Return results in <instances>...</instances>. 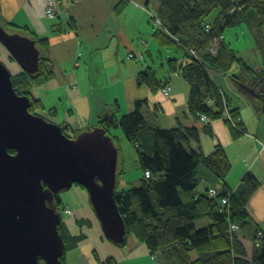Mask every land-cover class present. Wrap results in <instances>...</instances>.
Here are the masks:
<instances>
[{"label":"crops","instance_id":"obj_1","mask_svg":"<svg viewBox=\"0 0 264 264\" xmlns=\"http://www.w3.org/2000/svg\"><path fill=\"white\" fill-rule=\"evenodd\" d=\"M53 2L55 18L46 16L44 12L47 0H0V24L9 33H17L16 28L9 26L13 23L20 27L17 29L21 30L22 36L27 35L36 41L49 39L48 45L37 44L41 58L47 57L52 61L53 78L43 85L33 86L32 90L33 97L43 102L45 113L62 127L71 126L88 131L95 128L102 117L113 112L117 105L120 106L119 115H124L134 111L135 101L148 99L147 111L151 125L165 130L179 126L199 128V140L191 141L190 147L210 155L218 146H223L233 167L226 181L220 184L215 174L211 175L199 165L198 191H194L195 195L208 194L213 189L218 194L238 192L245 174L249 172L259 179L260 186L246 204L250 220L237 233V239L251 258L257 233L259 229L264 230V111L255 108L247 93L254 95L241 87L243 84L251 89L249 84L252 78L246 76L241 66L237 67L236 74L243 76L245 83H239L220 72L213 73L217 85L229 94L232 108L237 109V114L242 118V132L221 118L211 120L207 131L202 120H195L189 112L188 82L179 75L169 77V61L178 59L184 62L186 59L179 45L162 46L154 36L159 29L155 23V17L159 15L157 0ZM123 3V10L118 13V7ZM219 12L216 9L211 19L214 20ZM246 26L249 31L239 25L238 28L231 27L233 31L228 36L227 29L223 35L224 42L238 59L254 69L252 73H261L264 77V51L258 45L254 30L250 25ZM6 56L10 66L19 67L16 74L25 72L15 58L10 57L11 54ZM145 69L157 71L161 82L169 81L172 86L170 96L164 95L162 88L152 93L147 86H138L137 77ZM253 88L256 91L257 88L263 90L262 93L257 91L260 98L254 97L264 106V79ZM52 109L56 110V115L50 113ZM117 131L113 134H118ZM118 137L124 146L121 148L119 141L115 143L117 148H121L117 165L120 183L117 188L123 189L130 184L128 176L138 170L142 176V170L139 168L137 150L123 135ZM82 210L73 217L76 229L72 233L85 231V226L76 225V219L81 224L89 220L97 229V224L82 216ZM69 216L66 215L67 221ZM200 220L202 225L209 226L212 223L207 218ZM97 236V240L89 237L85 243L68 252L67 264H100L97 256L102 260L114 257L113 264H124L123 261L130 258L131 251L147 247L135 237H129L128 245L123 248L128 256H124L120 250L117 254L107 256L110 246L100 233Z\"/></svg>","mask_w":264,"mask_h":264},{"label":"trees","instance_id":"obj_2","mask_svg":"<svg viewBox=\"0 0 264 264\" xmlns=\"http://www.w3.org/2000/svg\"><path fill=\"white\" fill-rule=\"evenodd\" d=\"M157 2L159 15L155 17V23L158 19L163 26L156 30L155 38L162 46L176 44L184 50L186 60L183 62L171 59L167 71L169 77L179 75L188 82L189 112L195 120H202L207 131L210 121L220 118L234 127L232 121L222 117L226 107L234 121L238 122L240 119L241 125L242 118L237 114L238 110L232 108L229 94L217 85L213 73L220 72L239 83H245V78L236 74L237 67L241 66L246 76L252 78L250 87L262 83V74L252 73L254 69L238 59L235 52L225 44L223 35L228 27H236L242 23L250 25L257 36L258 45L264 51V0ZM124 5H119L118 13L123 10ZM216 9L220 12L213 20L211 17ZM207 25L210 26L209 29ZM9 26L16 29L19 27L13 23ZM24 28L26 27L22 29ZM48 42V38L37 40L38 44L44 46L48 45ZM51 66L52 61L43 57L36 74L25 71L12 77L14 88L19 95H27L31 99V111L55 122L45 113L43 102L32 95L33 86L43 85L53 78L54 71ZM136 83L138 86H147L152 93L165 87H170V92L172 91L169 81L161 82L157 71L152 69L141 71ZM163 94L171 95L164 92ZM247 96L257 110L264 111L263 102L248 93ZM148 103V99L135 101L134 111L124 115H119L120 106L117 105L113 112L102 117L96 125L104 127L115 143H118L119 137L113 132L121 130L128 143L137 150L138 164L142 170L138 186L123 189L116 187L115 199L126 223L125 241L116 244L102 234L121 248L128 245L129 237H135L139 243L148 247V252L154 259L157 258L156 254L164 253L174 258L177 264H264V230L262 246L254 248L249 258L243 244L237 239L238 232L231 233L229 229L230 223H237L241 228L249 222L246 204L260 186L257 176L251 172L245 174L242 188L231 194L230 211L221 206V198L227 192L213 197L207 193L195 195L194 191L199 183L197 168L201 164L213 171L221 181H226L233 164L225 148L218 146L210 155L197 152L189 144L193 140H199V128L179 126L165 130L155 127L149 121ZM50 113L57 114L55 109L50 110ZM202 115L209 118V121L203 120ZM63 129L70 138H75L83 132L82 129L71 126ZM118 149L120 153L121 148ZM9 152L17 153L15 150ZM148 170L152 176L146 178L145 173ZM79 185L87 192L85 186ZM87 193L89 195V192ZM54 204L60 212L65 209L64 199L59 195L55 196ZM203 218L212 223L198 228L197 221ZM63 221L62 215L60 232L64 236L66 247L62 264H67V253L79 247L90 235L86 231L87 228L81 233H72L66 221ZM86 223L92 225L89 220H86ZM194 252L196 256L193 258ZM114 259L109 257L102 260L97 256L100 264H113Z\"/></svg>","mask_w":264,"mask_h":264},{"label":"water","instance_id":"obj_3","mask_svg":"<svg viewBox=\"0 0 264 264\" xmlns=\"http://www.w3.org/2000/svg\"><path fill=\"white\" fill-rule=\"evenodd\" d=\"M0 43L24 71H39L35 39L11 34L0 24ZM12 76L0 61V264H62V215L54 201L56 193L76 183L89 192L103 234L116 244L124 242L113 137L95 127L70 138L61 125L31 111V99L19 95ZM241 87L260 98L255 88Z\"/></svg>","mask_w":264,"mask_h":264},{"label":"rangeland","instance_id":"obj_4","mask_svg":"<svg viewBox=\"0 0 264 264\" xmlns=\"http://www.w3.org/2000/svg\"><path fill=\"white\" fill-rule=\"evenodd\" d=\"M246 25L247 24H241L239 26H242L243 28H247L248 31H249V28ZM236 28H238V27L236 26ZM227 29H226L227 30V35L226 36H228L229 32L233 31V29H231V27H228ZM16 30H17V33L15 32V34H19V35L22 36L21 30H18V29H16ZM0 49H1L0 61L2 63H4L6 65V67H8L9 70L11 71V74L13 76H15L16 73L19 70V67L17 65H15V64H14L15 67L10 66L9 60H8V58L6 56V55L10 56V52L1 43H0ZM10 57H12V56H10ZM257 90L260 93H262V91H263V90L258 89V88H257ZM117 133H118V136H122L121 130H118ZM119 146L122 148V146H124V144L121 141H119ZM200 167H203V169L205 171H208L211 175L214 174L213 171H210L208 168L203 166V164H201ZM198 173H199V171H198V168H197V177H199ZM128 177L130 178L129 186H131V187L138 186V184L140 182V178H141V172L138 170L137 172L131 173ZM117 180H118V175H117ZM218 180H219L220 184L223 183V181H221L220 179H218ZM119 183H120V181H119ZM195 191H198V186H197V189ZM59 193H60L61 198L64 199V205L63 206H65V208H72L73 212H74V215L72 214V215L69 216V221H67L66 215L64 213L65 209L61 212V215L64 216V221H66V223L70 226L69 229H70L71 232L75 231V229H76V226L73 225V221H74L73 217L74 216H78L79 212L83 209L82 213H81L82 216L86 217V218H90L95 224H97V229H95L93 225L90 226L87 223L86 224H81V221L75 220L76 225L85 226V230L87 228L86 231L88 232V235H90V238H92V239L94 238V240H97V238H99V236H97V233H100L101 235H103L102 234L103 233L102 226H101V224L99 222L97 214L94 212L93 206L90 203V197H89L88 193L85 191V189H83L79 184L76 183V184L73 185L72 188L63 189L62 191H59ZM198 193H200V192H198ZM202 223L203 222L201 220H200V222L198 221L197 222V226L199 228H203L204 226H206L205 224L202 225ZM95 237H97V238L95 239ZM88 239H86V241ZM103 240L107 243V245L110 246L108 251H107V256L110 255V254H117V251H119V250L121 251V253L124 256H128L126 251L123 248H121L120 246L118 247L117 245L113 244L104 235H103ZM85 242H82V243H85ZM98 250H99V252H100V254L102 256L101 250L99 248H98ZM129 255H130V258L125 259L123 261L124 264H177L176 261L174 260V258H172L171 256H167L164 253L156 254L157 258L154 259L152 257L153 255L148 252V248L147 247H145V248L141 247L139 250L131 251ZM195 256H196V252H194L193 258Z\"/></svg>","mask_w":264,"mask_h":264},{"label":"built area","instance_id":"obj_5","mask_svg":"<svg viewBox=\"0 0 264 264\" xmlns=\"http://www.w3.org/2000/svg\"><path fill=\"white\" fill-rule=\"evenodd\" d=\"M48 3L45 7V10L44 12L46 13V16L50 17V18H55L56 16V11L54 10V0H47ZM156 24L158 27H162V23L156 19ZM210 26L207 25V28L209 29ZM171 88L170 87H165V89H162V92H164L165 94H168L170 95L171 92H170ZM222 117L228 121H232V123L234 124V126L236 127L237 130L240 131V119H238V122L237 121H234L233 118H232V114L230 113V111L228 110V108L226 107L224 112H223V115ZM202 119L205 120V121H209V118H207L205 115H202ZM151 171L148 170L146 171L145 173V176L146 178L148 177H151ZM231 194L232 193H227L224 197L222 196L221 198V206L222 208H227V211H230V203H231ZM218 195H221V194H218L217 190L216 189H213L209 192V196L213 197V196H218ZM65 214L67 215H72V210L70 208H65ZM229 229L231 231V233H236V232H239L241 229H240V225L239 224H235V223H230L229 225ZM262 236H263V230H260L258 231V234H257V241L255 243V248H258L260 246H262Z\"/></svg>","mask_w":264,"mask_h":264},{"label":"flooded vegetation","instance_id":"obj_6","mask_svg":"<svg viewBox=\"0 0 264 264\" xmlns=\"http://www.w3.org/2000/svg\"><path fill=\"white\" fill-rule=\"evenodd\" d=\"M58 195L60 196V193H59V192H58V193H56V196H58Z\"/></svg>","mask_w":264,"mask_h":264},{"label":"clouds","instance_id":"obj_7","mask_svg":"<svg viewBox=\"0 0 264 264\" xmlns=\"http://www.w3.org/2000/svg\"><path fill=\"white\" fill-rule=\"evenodd\" d=\"M209 194V193H208ZM257 241V240H256ZM256 243V242H255ZM255 246V245H254ZM255 248V247H254Z\"/></svg>","mask_w":264,"mask_h":264}]
</instances>
